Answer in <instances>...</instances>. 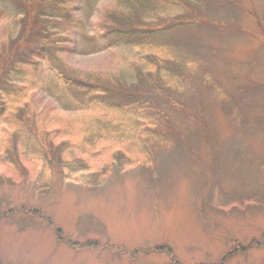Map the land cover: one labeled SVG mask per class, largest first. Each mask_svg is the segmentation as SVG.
Masks as SVG:
<instances>
[{
	"label": "rangeland",
	"instance_id": "obj_1",
	"mask_svg": "<svg viewBox=\"0 0 264 264\" xmlns=\"http://www.w3.org/2000/svg\"><path fill=\"white\" fill-rule=\"evenodd\" d=\"M66 2L55 49L9 76L30 100L0 118V264H264V0ZM0 11L10 45L23 14ZM110 20L127 36L103 38ZM55 67L137 112L83 104Z\"/></svg>",
	"mask_w": 264,
	"mask_h": 264
},
{
	"label": "trees",
	"instance_id": "obj_2",
	"mask_svg": "<svg viewBox=\"0 0 264 264\" xmlns=\"http://www.w3.org/2000/svg\"><path fill=\"white\" fill-rule=\"evenodd\" d=\"M12 2L14 5L17 4L18 8L21 10L20 14H23V19H21V31L19 37L15 40H12L10 42V45H1L0 46V118L3 116V120L6 122V115H16L20 112H26L29 107V97L28 92L26 89H24L22 86H15L13 84L9 83V80L12 78L9 77L11 74H14L15 76H19L21 74H24L23 71L19 70L18 65L20 64L21 58L24 56L22 51L30 52V55L32 54H43V53H49V50L55 49V44H53V41L50 37L47 35V21L45 19V14L49 9H54L56 11H59L62 9V12L67 15L68 8H67V2L66 0H0V3L3 2ZM127 2V0H125ZM135 5L137 2H140L142 4L144 0H133ZM108 13V12H107ZM115 12H111L108 14H114ZM1 14V11H0ZM122 14V13H121ZM186 20L183 21L182 19L176 20L179 25L185 24V22H195V19L193 17L196 16L193 8L191 5H188L186 8ZM178 19V18H177ZM51 22V21H50ZM171 23V22H170ZM52 24V23H51ZM119 25L118 21L110 22L108 24L104 25V32L105 35L103 38H106L107 36H115L116 38H119L120 35L123 37H126L129 33L128 30H125V28H122L121 26L116 29V26ZM177 27V25L175 26ZM23 38L22 41H18ZM20 52V54H19ZM29 62V60H26ZM159 64L157 63V66H159V69L157 71L153 72L152 81L147 82V84L151 87H153V80H155V83L161 90H157V88H151L149 95H151V99L155 101L154 99H161L165 97H169L166 93H164L165 89L164 83H165V76L169 77L170 74H174V72L171 69H167L163 74L162 67L163 65H166V60L161 58L158 60ZM157 68V67H156ZM161 68V69H160ZM56 69V67H55ZM57 74L62 81V83L65 85L67 90L71 93V95L76 98L77 100L81 101L83 104H88L91 102H101L103 104H108V106L113 107V109L116 110L120 115L124 117H128L130 113H135L137 110H134L133 108L128 107L127 104L129 99L127 96H130L128 92L125 90H121L117 92L116 99L118 102L111 103L110 98L107 96L106 99H104V95L108 93L107 88L100 87L99 85H95L94 83H91L90 81L79 78L74 73H68L67 71L62 70V68H57ZM160 82V84H158ZM153 89V91H152ZM168 93L171 89L166 88ZM103 91V92H102ZM172 91V90H171ZM155 93V94H154ZM137 97V96H136ZM135 98V96L133 97ZM99 99V100H98ZM140 101V100H139ZM138 102V101H137ZM148 103L149 102H145ZM142 104V103H139ZM15 105V107H14ZM139 114V113H136ZM22 115V114H20ZM10 120L8 119L7 122ZM12 122V121H11ZM19 122L22 123L23 119L20 118ZM153 127H147L146 130L149 131H155L162 133L164 130L156 125V123H153ZM156 134V133H153Z\"/></svg>",
	"mask_w": 264,
	"mask_h": 264
}]
</instances>
